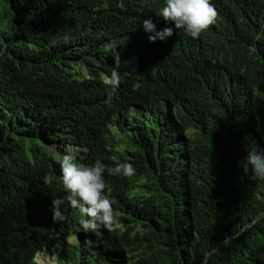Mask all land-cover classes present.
Instances as JSON below:
<instances>
[{
	"label": "trees",
	"instance_id": "obj_1",
	"mask_svg": "<svg viewBox=\"0 0 264 264\" xmlns=\"http://www.w3.org/2000/svg\"><path fill=\"white\" fill-rule=\"evenodd\" d=\"M212 4L215 24L162 47L166 71L128 64L112 90L115 37L133 47L163 0H0V264L44 249L58 264H264V181L243 168L264 147V0ZM79 115L100 160L136 169L105 175L119 227L92 235L79 208L55 222L33 193L40 140Z\"/></svg>",
	"mask_w": 264,
	"mask_h": 264
},
{
	"label": "clouds",
	"instance_id": "obj_2",
	"mask_svg": "<svg viewBox=\"0 0 264 264\" xmlns=\"http://www.w3.org/2000/svg\"><path fill=\"white\" fill-rule=\"evenodd\" d=\"M217 15L212 0H163V6L154 14L153 20L151 17L138 20L136 26L132 27L135 45L141 38L149 43L145 44L147 50L142 57H136L138 50L133 44L130 49L121 47L120 40L127 34L115 37L121 48L122 62L119 63V53L113 49L111 55L115 68L104 83L112 90H116L121 78L118 72L144 60L161 71H166L170 60L161 55L162 47L170 41L177 40L180 31L193 39L198 38L210 25L216 23ZM81 122V115L72 116L64 122L65 127H60L56 131L50 129L58 132L56 137L63 136L61 139L53 143L40 140L42 144L40 151L48 158L41 167L43 173L35 177L36 187L32 191L38 197L43 196L46 206L52 209V218L55 222H62L65 219L68 208H79L83 214L80 220L81 229L85 232L90 231L92 235L91 231L98 228L111 231L114 227H119V220L113 211V201L105 194L107 188L105 175L131 177L135 175L136 169L131 162L117 163L113 167L112 162L105 158L100 160L98 154L94 152L93 143L81 133ZM65 128L66 132L62 134L60 130ZM34 143L30 141L28 146L31 149H38ZM118 150L122 152L123 146L118 147ZM243 168L245 173L251 168L252 179L264 181V147L248 148ZM28 181H31V178L27 175L26 184ZM101 235L105 236L103 233ZM68 239L71 243L82 245L85 236L75 235ZM97 242L100 245L104 240ZM42 252L56 256L55 263L58 264V256L46 249L36 253L35 264H38L36 258Z\"/></svg>",
	"mask_w": 264,
	"mask_h": 264
},
{
	"label": "rangeland",
	"instance_id": "obj_3",
	"mask_svg": "<svg viewBox=\"0 0 264 264\" xmlns=\"http://www.w3.org/2000/svg\"><path fill=\"white\" fill-rule=\"evenodd\" d=\"M36 260L38 261V264H56V256H52L48 254L47 252L40 253Z\"/></svg>",
	"mask_w": 264,
	"mask_h": 264
}]
</instances>
